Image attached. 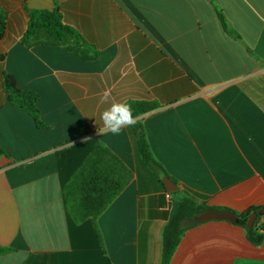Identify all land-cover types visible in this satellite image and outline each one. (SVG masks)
Listing matches in <instances>:
<instances>
[{"label":"crops","instance_id":"0c3cea01","mask_svg":"<svg viewBox=\"0 0 264 264\" xmlns=\"http://www.w3.org/2000/svg\"><path fill=\"white\" fill-rule=\"evenodd\" d=\"M54 2L96 58L25 46L23 0H0V246L9 249L0 264H160L176 192L236 220L264 207V0ZM4 74L38 94L48 129L10 102ZM113 100L157 104L135 117L163 172L141 161L131 127L98 135ZM97 143L131 179L95 221L76 225L63 190ZM198 220L170 264H264V229L255 246L235 222Z\"/></svg>","mask_w":264,"mask_h":264},{"label":"trees","instance_id":"16d2710c","mask_svg":"<svg viewBox=\"0 0 264 264\" xmlns=\"http://www.w3.org/2000/svg\"><path fill=\"white\" fill-rule=\"evenodd\" d=\"M213 2V1H211ZM27 0H23L27 12V29L21 37V42L27 47L35 45H61L64 49L76 53L87 60L96 58L97 51L88 45L69 26L62 22L57 6L53 11L31 10L26 7ZM216 16L222 28L229 31L222 11L215 7ZM5 15L0 9V37L3 35ZM236 38L239 36L232 31ZM3 59V57H1ZM2 85L8 94L10 102L23 108L34 120L38 128L48 129L49 126L40 119L37 107L38 94L32 90L20 89L16 80L10 74H4ZM133 108V115L138 116L157 107L156 103L129 101ZM136 139V145L141 161L156 175L163 172L162 167L155 161L147 143L142 125L138 122L131 127ZM0 154H7L0 151ZM131 179L127 167L101 143H97L86 156L82 165L74 172L63 190L64 202L68 215L74 224H80L86 219L93 221L108 207V205L124 190ZM176 212L163 230L162 257L160 264H170L172 255L179 240L186 229L199 223L202 214L211 210H220L206 204H199L178 192ZM264 207H253L244 216H237L236 225L244 228L247 240L255 246L263 241L264 213L259 211ZM235 214L229 209H222ZM253 212L257 217L251 228L246 227L247 220ZM236 215V214H235ZM246 216V219H245ZM8 248L0 246V254L8 252Z\"/></svg>","mask_w":264,"mask_h":264},{"label":"clouds","instance_id":"9594fccd","mask_svg":"<svg viewBox=\"0 0 264 264\" xmlns=\"http://www.w3.org/2000/svg\"><path fill=\"white\" fill-rule=\"evenodd\" d=\"M111 99V91L106 89L100 97L101 103H108ZM103 127L98 128V135L105 132L119 134L125 127H133L138 123V118L133 115V108L127 102L112 101L100 115Z\"/></svg>","mask_w":264,"mask_h":264},{"label":"water","instance_id":"95a60500","mask_svg":"<svg viewBox=\"0 0 264 264\" xmlns=\"http://www.w3.org/2000/svg\"><path fill=\"white\" fill-rule=\"evenodd\" d=\"M26 7L31 10H47L53 11L56 7L54 0H27ZM162 182L165 186L167 192L172 193L177 190V186L168 178L162 177ZM260 213H264V208L259 211ZM257 212H253L249 219L247 220L246 227L251 228L254 224V221L257 217ZM201 220H208V219H224L230 222L236 221V216L225 210H211L207 211L200 216Z\"/></svg>","mask_w":264,"mask_h":264}]
</instances>
